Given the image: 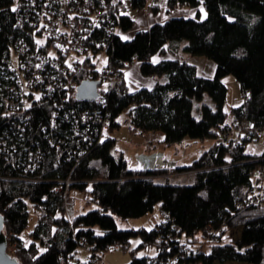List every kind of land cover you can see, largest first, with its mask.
<instances>
[{
	"label": "trees",
	"instance_id": "trees-1",
	"mask_svg": "<svg viewBox=\"0 0 264 264\" xmlns=\"http://www.w3.org/2000/svg\"><path fill=\"white\" fill-rule=\"evenodd\" d=\"M47 1L0 0V134L8 138L0 157V211L8 242L19 243L14 254L21 264H72L80 247L88 246L89 263H93L114 245L129 249L137 235L141 242L131 250L129 264H167L176 259L185 264H264V201H250L252 194L264 195V151H246L247 144L260 137L222 141L223 129L234 116L264 131V0H168L173 9L203 4L207 15L172 16L127 39L118 30L132 29L136 20L123 12L121 0H71L73 12H86L93 19L85 45L93 52L104 49L108 56V65L101 69L97 62L87 61L92 78L108 72L120 80L105 103L79 100L74 90L46 94L43 87H31L29 99L34 94L43 97L32 103V118L25 125L12 119L14 113L6 103L11 100L10 88L17 86L10 64L20 57L21 41L47 57L57 56L59 46L39 17L47 11ZM131 4L140 10L148 0H131ZM169 46L214 59L215 75H202L194 62L179 56L156 59ZM72 58L68 55L65 61ZM135 62L143 75L157 78L155 85L130 88L125 76ZM86 72L83 78L90 76ZM227 74L236 76L245 95L230 111L225 109ZM125 118L132 121L133 131H162L167 144L187 137L215 138L191 164L169 169L195 170V181L159 183L154 177L169 170L131 167L124 153L114 154L112 134L92 142L103 120L112 133ZM67 178L72 181L71 193L89 194L88 203L96 206L70 217L64 191L57 189L56 181ZM29 203L39 210L40 220L32 231L33 241L23 245ZM158 203L167 219L155 227L118 225L117 218L144 216ZM41 209L47 211L45 216ZM238 228L241 233L235 237L231 231ZM210 229L221 235L219 242L204 250L202 243ZM224 234L229 238L222 241ZM148 247H155L156 253L137 255L136 250Z\"/></svg>",
	"mask_w": 264,
	"mask_h": 264
},
{
	"label": "built area",
	"instance_id": "built-area-1",
	"mask_svg": "<svg viewBox=\"0 0 264 264\" xmlns=\"http://www.w3.org/2000/svg\"><path fill=\"white\" fill-rule=\"evenodd\" d=\"M162 1H164L166 5L168 4V0H148V4L145 7L140 8V11L149 16L154 13L155 6L162 5ZM70 2L71 0H48V7L46 6L47 11H42L39 16L40 21L45 24V27L49 31V35L51 36L50 38L53 42L58 44L57 46H59V48L56 49L58 52L56 57H47L44 53L39 52L37 49H31L30 45L25 41H21L19 43L18 53L20 57L19 59L14 58L10 64L11 70L13 71L11 78L15 81L17 86L12 85L10 88L11 100L6 101L7 106H10L11 112L14 113L12 119L17 122L19 121L25 125L28 124L32 118V103L43 97L34 94V98L32 100L29 99V96L32 93L30 91L31 87L33 90L37 87H43V91L47 92L46 94H51L52 92L63 94L74 90L75 96L77 97V88L79 84L85 79H93L92 76L94 73L91 66L88 69L87 61L90 60L97 62L98 66L103 62L104 67L109 63V60L107 63L102 61L104 60L105 55H107L104 49H98L93 52L85 45L87 37L90 36L87 29H90L93 19H91L86 12H81L79 14L73 12L69 8ZM97 14L101 15L102 11L97 10ZM98 25L102 26V23L99 22ZM149 27L150 25L145 28L140 27L137 31L147 29ZM128 31L129 30L125 31L119 29L118 33L123 38L127 39L130 38V35L124 36V34ZM53 45L54 44L52 43L51 47H53ZM68 55L73 56L72 61H65ZM85 70L87 71L86 74L90 75L88 78H83L81 75ZM127 72L125 77L129 84ZM76 77H79L81 81H77ZM93 80L99 81L98 90L100 94L95 100L100 99L102 103H105L110 92L114 90L116 84L120 80V76H113L108 72H104L102 78ZM104 81L107 82L105 85H103ZM93 123L95 124L96 121ZM123 125L129 129H133L134 127L132 121L128 118L123 120ZM91 128L93 130V127ZM263 133V130L255 128L254 123H244L234 116L223 129L222 141L227 144L231 141L240 142L244 135H254L260 137ZM94 134H96V136L94 139L92 138V142L95 141L96 138H99L100 141L108 138L111 135L109 122L107 120H103L100 131L94 132ZM7 144L8 138H6L5 135L0 134V157L4 154L3 148L6 147ZM86 147H88V144ZM28 155L30 156V153H28ZM24 156L26 157L27 155ZM24 156L22 157V160ZM56 181L59 183L57 189L64 191L66 205L69 208V198L71 196L70 186L72 181L69 178L57 179ZM250 201L252 203L262 202L264 201V195L252 194L250 196ZM40 213L45 216L47 211L45 209H41ZM220 235V231L210 229L209 234L204 238V242L202 244H204L205 241H209L210 244L219 242L217 236ZM221 238L222 241H224L227 239V235L224 234ZM112 248L119 249L121 246L114 245ZM87 249L90 250V246H88ZM167 264L185 263L176 259L174 261L170 260Z\"/></svg>",
	"mask_w": 264,
	"mask_h": 264
},
{
	"label": "rangeland",
	"instance_id": "rangeland-1",
	"mask_svg": "<svg viewBox=\"0 0 264 264\" xmlns=\"http://www.w3.org/2000/svg\"><path fill=\"white\" fill-rule=\"evenodd\" d=\"M167 6L169 7L168 4ZM167 6L166 3L162 1V6H159L158 10L165 9L167 8ZM121 7L123 8L124 13L131 15L136 20L133 28L130 29L128 32H125L124 36L131 35L133 32H136L140 27H147L149 20L150 23H153V21L157 22L165 20V18H163L164 16L162 15V12L159 14L152 13L148 17L139 9L133 8L131 0H121ZM183 15L190 16L188 9L183 12ZM189 59L190 61L195 62L198 65V71L202 75L207 77H213L215 75L217 63L214 59L206 55L191 54ZM102 61L106 63L108 62L107 55H105L104 60ZM99 67H104L103 62L101 63V65H99ZM135 71L139 74L135 75ZM127 76L130 88L132 89H136L142 86H151L154 83V76H145L142 73L140 74V71L135 65L131 66V68L127 72ZM145 77H147L148 79H145L144 82ZM146 80H149V82ZM224 82L228 86V97L225 104V109L227 111H230L232 107L237 106L244 101L245 95L243 93L241 84L235 75L227 74L224 77ZM106 83L107 82L104 81L103 85H105ZM206 101H208L210 104H213V101L209 96L206 97ZM195 113L196 115H198L196 108ZM111 134L116 138V142L113 146L114 154L119 156L121 153H124L130 166L137 168L156 167L157 164L155 165V159L160 157L169 158L164 159L165 161L169 162L167 163V165L162 166L164 167V169H172L174 167L172 165V161L178 166L189 165L195 159H197L204 150L208 149L216 141L215 138L194 139L187 137L181 142L167 144L162 140V138H164V133L162 131H150L146 133H141L139 131H133V129H129L125 125H123L119 129L114 130ZM246 151L250 154L262 153L264 151V133L260 136L259 139L250 141L246 146ZM195 174V170H187L182 172H172L171 170H169L168 173H158L154 178L159 183L170 182L173 184H192L195 181ZM89 198V194L82 191L73 190L69 198L70 217H73V215L79 211H84L95 207V202L88 203ZM29 211V223L22 233L23 245H28L31 241H33L34 236L32 234V231L36 229L40 220L39 210L33 203H29ZM165 219H167V217L161 208V204L158 203L152 212L144 216L132 217L128 219L117 218V221L118 225L121 228L129 229L140 227L152 228ZM240 233L241 228L231 231V234H233V236L235 237H238ZM226 235L228 239L229 235ZM140 242L141 236H134L129 244V249L125 250L123 248H108L107 250L102 252V254L95 261H93V263H89L92 258L89 250H87L85 247H80L77 258L74 259L71 263L73 264L80 262L81 264H129L133 258L131 250L136 248ZM18 244L19 243L16 240L9 243V251L13 255H15L14 252L18 249ZM207 245L210 246L209 241H205L206 247H204V250H209V247ZM42 250H44L43 247ZM136 253L138 256H143L146 254L153 255L156 253V248L148 247L145 249H138L136 250ZM224 264L248 263L243 261H227Z\"/></svg>",
	"mask_w": 264,
	"mask_h": 264
},
{
	"label": "crops",
	"instance_id": "crops-1",
	"mask_svg": "<svg viewBox=\"0 0 264 264\" xmlns=\"http://www.w3.org/2000/svg\"><path fill=\"white\" fill-rule=\"evenodd\" d=\"M162 6V5H161ZM167 6V5H166ZM186 9H188V12H189V14H190V16L189 17H196V16H198V15H201V17L202 18H204V17H206V15H207V12H206V9H205V7H204V5L203 4H200L199 6H196V7H190V8H187V7H185V6H182V7H179V8H176V9H173V8H169L168 6H167V8H165V9H159L157 12H154V13H163L162 15L164 16L163 18H165V20L166 19H169L170 17H172V16H179V14H182L183 15V12L186 10ZM150 16V15H149ZM148 16V17H149ZM164 21V20H163ZM149 23H148V26L152 23H150V20L148 21ZM154 22L155 21H153V23L151 24V25H153L154 24ZM158 22V21H157ZM156 23V22H155ZM150 25V26H151ZM135 33L133 32L129 37H133V35H134ZM181 43V46H183L185 43H186V41L185 40H183V41H181L180 42ZM168 51L166 52V53H164V54H160V55H157L156 56V59H162V58H175V57H177V56H179V57H182V58H185V59H188V60H190L189 58H190V53H188V52H186L183 48H181L180 50H176V49H173V47L171 46H169V48L167 49ZM195 63V62H194ZM196 64V63H195ZM133 65H135L136 67H137V69L140 71V67H139V63L138 62H135ZM132 65V66H133ZM197 65V64H196ZM198 66V65H197ZM131 68V67H130ZM129 68V69H130ZM129 69H128V71H129ZM134 74L135 75H138L139 73L138 72H134ZM140 74H141V71H140ZM142 78V77H141ZM145 79H148L147 77H145L144 78V82H145ZM153 79H154V83H153V85H155V83H156V81H157V78L156 77H153ZM162 80H166V76H164V77H162ZM146 81H148L149 82V80H146ZM153 81V80H152ZM153 85H151L150 87H152ZM113 136V135H112ZM114 137V136H113ZM164 138H162V140H163ZM164 159H169V158H167V157H160V158H157V159H155V165L157 164V166H164V165H167V163H169V162H167V161H165ZM172 165L173 166H178V165H176L173 161H172Z\"/></svg>",
	"mask_w": 264,
	"mask_h": 264
},
{
	"label": "water",
	"instance_id": "water-1",
	"mask_svg": "<svg viewBox=\"0 0 264 264\" xmlns=\"http://www.w3.org/2000/svg\"><path fill=\"white\" fill-rule=\"evenodd\" d=\"M99 81L83 80L77 88V98L82 101H93L99 96ZM0 264H21L20 259L9 251L8 236L5 231V216L0 211Z\"/></svg>",
	"mask_w": 264,
	"mask_h": 264
},
{
	"label": "snow or ice",
	"instance_id": "snow-or-ice-1",
	"mask_svg": "<svg viewBox=\"0 0 264 264\" xmlns=\"http://www.w3.org/2000/svg\"><path fill=\"white\" fill-rule=\"evenodd\" d=\"M15 9H13V11H14Z\"/></svg>",
	"mask_w": 264,
	"mask_h": 264
}]
</instances>
